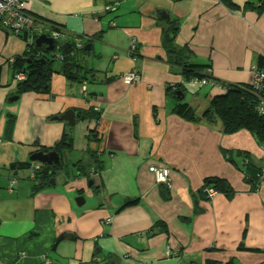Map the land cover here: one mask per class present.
Segmentation results:
<instances>
[{"label":"crops","instance_id":"0c3cea01","mask_svg":"<svg viewBox=\"0 0 264 264\" xmlns=\"http://www.w3.org/2000/svg\"><path fill=\"white\" fill-rule=\"evenodd\" d=\"M116 1L27 0L41 26L64 30L63 45L80 35L90 45L74 57L94 80L53 74L46 94L17 92L12 62L27 44L0 27V264H264V181L252 191L227 155L241 165L236 153L245 152L264 173V147L247 130L225 134L218 120L173 112L180 98L200 116L228 86H249L254 67L264 72L261 0H231L235 9L220 0ZM171 23L183 61L163 45ZM184 61L223 88L184 79ZM132 70L140 81L127 84L122 76ZM88 108L99 119L77 122ZM67 110L76 115L70 132L60 119ZM64 133L73 142L63 149L67 167L34 190L22 164L38 163L31 155ZM95 152L101 168L79 174L74 161L92 163ZM150 165L171 169V189L156 183ZM208 177L226 179L233 198L199 194Z\"/></svg>","mask_w":264,"mask_h":264},{"label":"trees","instance_id":"16d2710c","mask_svg":"<svg viewBox=\"0 0 264 264\" xmlns=\"http://www.w3.org/2000/svg\"><path fill=\"white\" fill-rule=\"evenodd\" d=\"M117 0L115 3L120 2ZM229 8L235 9L236 7L232 4L231 0H220ZM114 5H108L106 10H112ZM260 11L264 9V0H261ZM113 23V22H112ZM176 23H171L165 29V36L163 45L172 55L175 54L182 58V53L186 50L176 49L174 46V38L178 32V27ZM113 25V24H112ZM54 29L64 32L60 27H54ZM20 37L23 40L27 41V36L25 33ZM29 37H32L29 35ZM66 38V37H65ZM133 38V37H132ZM131 38V39H132ZM136 38V37H135ZM83 39H87L85 36L80 35L79 37L74 36L73 41L69 44H62L61 46L56 45L53 50L47 51L46 46H37L34 44H27V49L25 53L21 56L13 58V74L19 72L24 73V78L18 80L17 92H37L40 94H46L49 92L50 81L53 74H61L65 78L71 80L72 83L77 84H86L90 83L94 77L91 72L85 71L83 66L75 59V53L87 52L84 47ZM130 39V40H131ZM137 41V38H136ZM80 43V46H78ZM138 52V48L136 50ZM137 53L133 56L135 59ZM186 56L188 53L185 54ZM262 62V59H261ZM182 75L184 79H189L190 77H203L204 75L199 73L198 68H201L200 65L190 64L189 61H184L183 63ZM1 71V70H0ZM90 74V75H88ZM83 86V85H82ZM179 99V101H177ZM177 102L173 107V112L184 119H187L192 122H198L200 120L213 121L218 120L221 122L222 131L225 134H233L240 130H247L250 132L257 143L264 147V113H259L256 108V97L250 90V86H228V90L224 95H219L210 101L208 107L204 112L198 116L195 110L187 103L180 101V98H177ZM77 114L79 118H95L99 119L100 110H93V108H88L87 110H78ZM93 137H95L93 135ZM91 138V137H90ZM97 139V138H93ZM73 142L72 138L68 134H63L60 141L57 142L51 149H44L48 152L50 150H56L62 156V165H46L41 163H28L22 164L24 168H27L28 165H40L39 171H36V177L30 178L34 180V190L39 191L45 187L51 185V181H55V175L58 172L63 171L66 167V157L63 149L72 148ZM237 156L243 157V162L241 165L235 162L231 153L227 154L228 158L231 160V163L242 171L243 179L246 184L250 186V189L253 191L257 190L259 184L264 181V173L262 167L254 164L251 159L248 157L245 152H237ZM92 163H84L82 158L74 161V167H76L79 174L88 175L90 166L96 165L97 168H101V162L98 161L97 153H92ZM247 162V163H246ZM96 171V170H95ZM90 177V176H88ZM214 187L218 189V192L223 194L228 199H232L235 195V190L232 188L230 183L223 178L219 177H208L204 179L203 185L199 189V194L207 198L206 188ZM59 239H57L56 244ZM240 249H244L243 245L239 246ZM207 264H213L211 262ZM232 264V263H227Z\"/></svg>","mask_w":264,"mask_h":264},{"label":"built area","instance_id":"2783aa9c","mask_svg":"<svg viewBox=\"0 0 264 264\" xmlns=\"http://www.w3.org/2000/svg\"><path fill=\"white\" fill-rule=\"evenodd\" d=\"M27 0H0V27L6 29L15 36H21L25 33L27 36V44H34V40L37 36L45 34L48 37H52L55 41H63L65 39V33L60 32L54 28L47 30L35 22V19L27 12L26 9ZM114 25V23H113ZM32 36V37H29ZM80 46V43H78ZM137 41L133 37L129 41L128 53L133 56L137 53ZM134 59V58H133ZM17 80L24 78V73L19 72L15 75ZM123 81L127 84L136 83L140 81L139 74L135 71H129L123 76ZM190 82L195 85H213L219 88H223L222 84L215 82L207 78H200L199 76H193L190 78ZM250 90L256 97V108L259 113H264V72L253 68V76L250 83ZM40 169V165H28L26 173L30 178H35V173ZM149 171L153 174L156 183L164 185L167 189H171V169L165 166L151 165ZM208 198L217 194L218 190L214 187L206 188ZM111 218L106 219V223H109ZM167 254H171V250L167 248Z\"/></svg>","mask_w":264,"mask_h":264},{"label":"water","instance_id":"95a60500","mask_svg":"<svg viewBox=\"0 0 264 264\" xmlns=\"http://www.w3.org/2000/svg\"><path fill=\"white\" fill-rule=\"evenodd\" d=\"M35 45H46V50L51 51L54 49V40L52 37H48L45 34H41L36 38ZM89 48L90 45L87 44L85 46V49L89 50ZM16 98L17 97H14L13 99ZM75 116L76 115L74 110H67L60 116V119L63 121H67L70 126H73L75 125ZM30 160L46 165H62V156L56 150H51L48 152L38 151L31 155ZM51 182L53 183V181ZM88 185L91 187L93 185V181L90 180ZM75 202L77 203V205H82L84 203V196H79L78 198H76Z\"/></svg>","mask_w":264,"mask_h":264},{"label":"rangeland","instance_id":"374dc122","mask_svg":"<svg viewBox=\"0 0 264 264\" xmlns=\"http://www.w3.org/2000/svg\"><path fill=\"white\" fill-rule=\"evenodd\" d=\"M28 12V11H27ZM29 13V12H28ZM30 14V13H29ZM34 19H35V22H40L39 21V19L38 18H35L32 14H30ZM56 27H58V26H56ZM43 28H45L44 26H43ZM51 28H54V27H50V29ZM46 46V45H45ZM140 77V76H139ZM191 78V77H190ZM190 78L188 79V80H190ZM200 78H203V77H200ZM131 84H133V83H131ZM77 85V84H76ZM206 85H208V84H206ZM201 86H203V85H201ZM238 87H240L241 88V86H238ZM196 90H197V88H195ZM228 90V89H227ZM227 90H226V92H227ZM201 93V92H200ZM191 100V97L189 96L188 98H187V100ZM76 115H78V114H76ZM80 118L79 117H77V122H79L80 120H79ZM77 123H75V125H76ZM75 125H73V126H71V127H68V129H67V131H71V130H73L74 129V126ZM247 163V162H246ZM151 166V165H150ZM149 166V167H150ZM149 167H148V170H149ZM94 174V173H93ZM93 174H91V176L93 175ZM158 184V183H157ZM217 189V188H216ZM218 190V189H217ZM23 254V253H22ZM21 257L22 256H24V255H20Z\"/></svg>","mask_w":264,"mask_h":264},{"label":"flooded vegetation","instance_id":"af4514ba","mask_svg":"<svg viewBox=\"0 0 264 264\" xmlns=\"http://www.w3.org/2000/svg\"><path fill=\"white\" fill-rule=\"evenodd\" d=\"M113 23H114V22H113ZM113 23H112V24H113ZM114 25H115V23H114ZM77 37H79V36H77ZM73 38H74V37H73ZM63 41H64V40H63ZM56 45L61 46V45H62V42H61L60 40H59V41H55V42H54V47H56ZM93 110H97V109H94V108H93ZM38 171H39V170H38ZM35 177H36V173H35Z\"/></svg>","mask_w":264,"mask_h":264},{"label":"clouds","instance_id":"9594fccd","mask_svg":"<svg viewBox=\"0 0 264 264\" xmlns=\"http://www.w3.org/2000/svg\"><path fill=\"white\" fill-rule=\"evenodd\" d=\"M37 38V37H36ZM36 38H35V40H36ZM34 43H35V41H34Z\"/></svg>","mask_w":264,"mask_h":264}]
</instances>
